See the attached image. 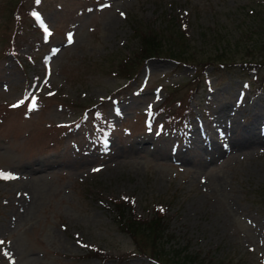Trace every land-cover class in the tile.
Listing matches in <instances>:
<instances>
[{"label":"rangeland","instance_id":"obj_1","mask_svg":"<svg viewBox=\"0 0 264 264\" xmlns=\"http://www.w3.org/2000/svg\"><path fill=\"white\" fill-rule=\"evenodd\" d=\"M136 28L249 57L264 0H0V264H159L134 217H162L161 263L264 264V68L210 67L198 94L192 62L127 79ZM177 101L184 129L154 116Z\"/></svg>","mask_w":264,"mask_h":264},{"label":"trees","instance_id":"obj_2","mask_svg":"<svg viewBox=\"0 0 264 264\" xmlns=\"http://www.w3.org/2000/svg\"><path fill=\"white\" fill-rule=\"evenodd\" d=\"M134 33L139 37L140 44L137 48V55L134 56V58L126 59L123 63V70L126 71L127 78H133V70L134 68H131L134 66L137 62L144 63L147 59L154 58V57H166L173 59L177 61L179 64H193L197 68V71L195 73V77L192 79L191 82L194 83L195 88L193 90L194 93H199L200 89L203 88L204 85V73L205 71L210 68H216L217 70H232V69H239L240 72L246 73L247 71L251 72L256 70L259 72L262 68H264V46L251 48L247 52H252L249 57H236L234 50H231V43L228 41L227 45H224V41H221L220 39L214 38L215 42V49L213 53L207 54L204 56H198V54H192L191 49L187 50H177L174 51L172 48H167L162 46L163 43V36L160 34L156 29H147V28H136ZM183 34V33H182ZM170 39L168 37H165L166 40H172L177 39V41L185 43L188 42L186 39L187 37L183 35L178 36V38L174 35V33L170 34ZM184 39V40H183ZM214 45V44H213ZM223 47L225 49H223ZM229 49V50H227ZM176 50V49H175ZM237 51V50H236ZM239 52V51H237ZM189 61V62H188ZM133 62V63H132ZM135 67V66H134ZM128 70V71H127ZM261 84L262 87H264V82ZM192 92V93H193ZM172 96H169L167 101L171 102ZM179 103V102H176ZM175 103V104H176ZM183 102H180V105L178 108L182 110ZM165 106V105H164ZM166 107V106H165ZM171 108H169L170 110ZM184 114V117H178V119H174L176 114L169 113V119L174 120L173 122H179L180 125L184 124V121L186 120L185 114L187 113V110L182 112ZM119 205V203H116ZM122 213V212H121ZM162 213V212H161ZM122 218H124L123 215H121ZM161 218V219H160ZM162 217H158L156 219L146 220L141 218H133L129 221L127 225V229L137 238L138 236H142V240L145 243V241L152 243V254L151 258L161 262V260H164L163 253L160 250V243L162 241L161 233H158L159 227L161 226ZM150 237V240L147 238ZM143 253V252H141ZM144 254V253H143ZM170 260V258H169ZM170 262V261H166ZM171 263V262H170ZM166 264V263H162ZM176 264V262L174 263Z\"/></svg>","mask_w":264,"mask_h":264},{"label":"bare ground","instance_id":"obj_3","mask_svg":"<svg viewBox=\"0 0 264 264\" xmlns=\"http://www.w3.org/2000/svg\"><path fill=\"white\" fill-rule=\"evenodd\" d=\"M245 138L242 139V140H240V141H238V142H236L238 147H240V148H246V147L251 146V145H254L256 143V140H250V141H252V143L248 144L249 141L247 139H245ZM221 153H223V150L220 151V154Z\"/></svg>","mask_w":264,"mask_h":264},{"label":"snow or ice","instance_id":"obj_4","mask_svg":"<svg viewBox=\"0 0 264 264\" xmlns=\"http://www.w3.org/2000/svg\"><path fill=\"white\" fill-rule=\"evenodd\" d=\"M37 16H38V14H37ZM69 39L71 40V37H69ZM33 107H35V105H33ZM15 178L16 177L13 176L11 173H4L3 171H0V179L10 180V179H15ZM0 243H3V242L0 241Z\"/></svg>","mask_w":264,"mask_h":264}]
</instances>
